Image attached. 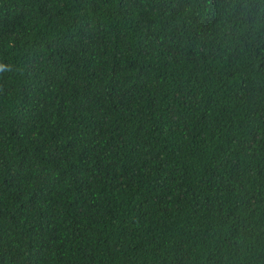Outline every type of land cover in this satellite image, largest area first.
I'll list each match as a JSON object with an SVG mask.
<instances>
[{
	"label": "trees",
	"instance_id": "trees-1",
	"mask_svg": "<svg viewBox=\"0 0 264 264\" xmlns=\"http://www.w3.org/2000/svg\"><path fill=\"white\" fill-rule=\"evenodd\" d=\"M0 264H264V0H0Z\"/></svg>",
	"mask_w": 264,
	"mask_h": 264
}]
</instances>
